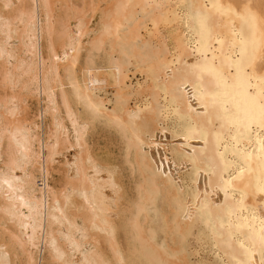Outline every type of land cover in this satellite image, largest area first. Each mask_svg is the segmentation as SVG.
I'll return each instance as SVG.
<instances>
[{
    "label": "bare ground",
    "instance_id": "bare-ground-1",
    "mask_svg": "<svg viewBox=\"0 0 264 264\" xmlns=\"http://www.w3.org/2000/svg\"><path fill=\"white\" fill-rule=\"evenodd\" d=\"M15 263L264 264V0H0Z\"/></svg>",
    "mask_w": 264,
    "mask_h": 264
},
{
    "label": "rangeland",
    "instance_id": "rangeland-1",
    "mask_svg": "<svg viewBox=\"0 0 264 264\" xmlns=\"http://www.w3.org/2000/svg\"><path fill=\"white\" fill-rule=\"evenodd\" d=\"M35 105V107L33 106ZM30 107L32 108H29V113L33 114L36 110V102H31L30 103ZM104 141H107L106 139H104ZM114 141V142H113ZM120 138L116 136L115 139H113L112 141H107L105 143H101V157H104L105 155H107V157L112 160L114 162V164L117 166V170H118V178L120 180V183L122 185V187L124 188L123 189V192H127V194L125 193V198H127L126 200H130L132 201L134 195H135V187H136V181L137 179L139 180V177H138V174L136 172H132L129 168V166L125 163V160H124V151H122L123 149V144L120 142ZM116 143V145H115ZM110 144V145H109ZM122 144V145H121ZM109 145V146H108ZM113 147H112V146ZM105 146V148L103 147ZM121 146V148H120ZM117 147V148H116ZM111 149V150H110ZM118 149V150H117ZM106 150V151H105ZM110 152H109V151ZM121 150V151H120ZM124 150V149H123ZM118 151V152H117ZM121 152V153H120ZM113 153V154H112ZM104 154V155H102ZM114 155V157H113ZM121 155V156H120ZM117 159H116V158ZM59 159H63L62 156L58 157ZM123 158V159H122ZM116 162V163H115ZM125 164H124V163ZM120 163H123L120 165ZM119 164V165H117ZM127 165V168H125ZM123 166V167H122ZM125 166V167H124ZM122 168V169H120ZM129 170V171H128ZM121 171V172H120ZM131 173V174H130ZM53 181L56 182L58 179H59V176L60 174L59 173H54L53 174ZM137 175V176H136ZM121 176V177H120ZM134 176L133 180H132V177ZM55 178V180H54ZM122 178V179H121ZM131 180H132V183H131ZM138 182V181H137ZM135 183V184H134ZM135 186V187H134ZM134 187V188H133ZM132 198H131V197ZM191 245H192V242H191ZM13 256V255H12ZM193 260H195V258L192 257ZM16 264V263H15Z\"/></svg>",
    "mask_w": 264,
    "mask_h": 264
}]
</instances>
